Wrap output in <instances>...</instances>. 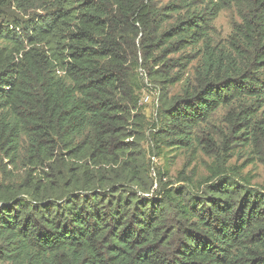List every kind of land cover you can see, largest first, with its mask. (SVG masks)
<instances>
[{
  "label": "trees",
  "instance_id": "16d2710c",
  "mask_svg": "<svg viewBox=\"0 0 264 264\" xmlns=\"http://www.w3.org/2000/svg\"><path fill=\"white\" fill-rule=\"evenodd\" d=\"M0 43V264H264V181L226 160L264 165V0H0Z\"/></svg>",
  "mask_w": 264,
  "mask_h": 264
},
{
  "label": "rangeland",
  "instance_id": "374dc122",
  "mask_svg": "<svg viewBox=\"0 0 264 264\" xmlns=\"http://www.w3.org/2000/svg\"><path fill=\"white\" fill-rule=\"evenodd\" d=\"M237 22V15L232 9L222 10L212 23L211 38L214 43L224 45L231 33L233 24ZM149 89L150 92L143 94L140 103L143 108V113L148 121L151 122L157 107V94L153 91L152 87ZM178 91L179 88L176 86L172 89L171 94L177 93ZM224 113V110H218L211 121L212 136L217 137L216 146L220 145L221 135L226 131V123L222 120ZM197 155L198 158L195 157V160L188 158V154L176 156L174 160H171L170 175L175 176L180 170H184L185 173L195 172L196 174L204 175L205 167L211 163V159L202 153L201 155L199 153ZM259 159H261L260 156L248 155V151L240 147L226 153L228 164L237 169H242V173L251 176L253 178L252 183L256 184H261L264 181V165ZM152 162L156 168L162 169L163 161L161 159L152 158ZM21 173L22 171L19 172V174Z\"/></svg>",
  "mask_w": 264,
  "mask_h": 264
}]
</instances>
